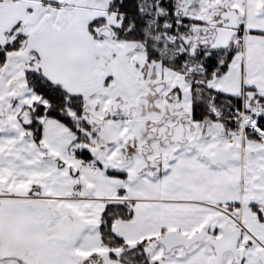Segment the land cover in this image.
I'll return each instance as SVG.
<instances>
[{
  "label": "snow or ice",
  "instance_id": "obj_1",
  "mask_svg": "<svg viewBox=\"0 0 264 264\" xmlns=\"http://www.w3.org/2000/svg\"><path fill=\"white\" fill-rule=\"evenodd\" d=\"M0 264H264V0H0Z\"/></svg>",
  "mask_w": 264,
  "mask_h": 264
}]
</instances>
